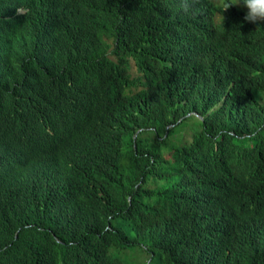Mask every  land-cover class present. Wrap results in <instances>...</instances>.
Returning a JSON list of instances; mask_svg holds the SVG:
<instances>
[{
  "label": "trees",
  "instance_id": "trees-1",
  "mask_svg": "<svg viewBox=\"0 0 264 264\" xmlns=\"http://www.w3.org/2000/svg\"><path fill=\"white\" fill-rule=\"evenodd\" d=\"M181 3L0 0V264H264V25Z\"/></svg>",
  "mask_w": 264,
  "mask_h": 264
},
{
  "label": "clouds",
  "instance_id": "clouds-1",
  "mask_svg": "<svg viewBox=\"0 0 264 264\" xmlns=\"http://www.w3.org/2000/svg\"><path fill=\"white\" fill-rule=\"evenodd\" d=\"M195 3L196 0H182L181 9L188 13ZM220 4L223 13L234 5L246 8L247 11L242 17L250 22L248 29H257L258 26L264 25V0H220ZM222 19L224 24V15ZM251 51L264 53V35L261 32L251 39ZM248 142H251V137L248 138Z\"/></svg>",
  "mask_w": 264,
  "mask_h": 264
},
{
  "label": "rangeland",
  "instance_id": "rangeland-1",
  "mask_svg": "<svg viewBox=\"0 0 264 264\" xmlns=\"http://www.w3.org/2000/svg\"><path fill=\"white\" fill-rule=\"evenodd\" d=\"M131 59V58H130ZM132 73H135V68L131 65L130 68ZM172 138H174L172 136ZM114 248V247H112ZM116 249V256H118L124 264H143L146 260V254L142 249L141 243H133L127 247Z\"/></svg>",
  "mask_w": 264,
  "mask_h": 264
}]
</instances>
